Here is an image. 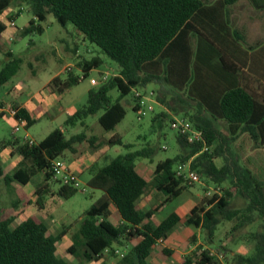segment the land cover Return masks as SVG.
Masks as SVG:
<instances>
[{"label":"trees","instance_id":"1","mask_svg":"<svg viewBox=\"0 0 264 264\" xmlns=\"http://www.w3.org/2000/svg\"><path fill=\"white\" fill-rule=\"evenodd\" d=\"M237 1L217 0L209 6L201 0H0V14L11 3L26 4L33 18L23 28V34H41V22L51 13L60 25L71 23L119 67L117 74L108 76L97 88H90L86 103L43 139L31 144L16 136L0 140V154L4 148L11 147L12 154L22 158L11 174L5 172L0 161V180L26 185L37 171H41L43 179L34 189L38 205L46 194L69 198L77 191L72 185L59 181L57 190L50 187V161L66 158L67 152L74 153L75 144L86 137L84 132L67 136L64 129L76 124L86 126V118L99 113L97 122L100 127L106 132L114 130L126 113L122 98L130 96L134 111L139 105L134 89L161 81L167 89L181 93L184 102L193 107L187 120L190 128L203 132V142H189L185 134L177 131L180 151L156 162L150 179L135 168L136 161L141 158L150 157L152 160L156 149L150 146L128 150L102 164L96 162L88 169L91 175L87 184L103 193L85 211L78 228L71 232L72 243L67 252L78 262L148 264L147 259L158 242L165 240L181 223L199 229L203 242L184 255L178 264H222L207 247L214 243L218 225L223 220H234L232 228L237 229L251 223L256 215L261 221V231L251 234L255 241L253 252L246 256L232 254V257L235 264H264V166L252 165L250 157L244 158L237 148L245 140L256 148L264 145V90L257 93L241 85L222 89L217 84L200 83L201 69L192 48V39L197 32L195 25L205 31L208 26L219 27L220 40L230 36L235 42L227 48L232 50L238 62L241 61L236 41L242 38L230 28V7ZM252 1L258 6L256 0ZM260 7L264 8V5ZM202 15L208 21L205 22ZM8 20L13 21L11 15ZM4 31L5 26L0 22V35ZM3 53L7 59L0 67V103L2 95L13 86L16 80L13 76L22 63V59L11 51ZM102 62L100 56L81 58L76 67L83 77L72 70L66 73V77L56 75L46 84L45 90L62 93L88 77L90 71ZM220 62L232 73L240 68V64L233 63L222 51ZM112 90L117 91L116 97L110 95ZM18 115L26 119L25 129L36 122L25 108L19 107ZM166 117L167 113L161 112L153 117V121L159 119L161 124ZM218 121L225 124L231 140L228 157L224 148L217 145L221 138L215 124ZM114 136L108 139V143L121 144L120 138ZM88 140L93 145L97 138L91 136ZM203 143L207 149H203ZM124 146L130 148L131 145ZM211 146H214L212 150ZM218 156L223 157L221 165L215 162ZM189 159L190 167L212 184L214 190L219 188V193L212 191L203 195L184 218L171 212L152 224L154 212L195 185L176 175L177 165ZM151 188L162 193L164 198L154 208L142 210L138 201ZM202 188L203 191L208 189L206 186ZM236 197L244 199L245 205L231 207L230 202ZM110 204L119 214L117 223L109 219ZM64 234V231L52 233L49 226L36 216H29L11 228L9 219L2 218L0 210V264H70L56 254L58 241ZM196 240V235L192 234L180 246L188 250ZM222 249L225 253L226 248ZM161 252L167 256L172 253L166 247ZM115 258L118 259L113 263Z\"/></svg>","mask_w":264,"mask_h":264},{"label":"rangeland","instance_id":"2","mask_svg":"<svg viewBox=\"0 0 264 264\" xmlns=\"http://www.w3.org/2000/svg\"><path fill=\"white\" fill-rule=\"evenodd\" d=\"M203 1L206 3L212 2V0ZM241 1L246 3V0H238L234 4ZM258 12L264 15L263 11L261 12L259 10ZM10 15L13 18L14 25H10V20H8V16ZM32 18L33 15L25 3H11L0 14V22L5 26V31L0 35V42L3 46V51L0 52V67L7 59L3 53L5 50L11 51L14 56L22 59L19 70L13 76V79H16L13 86L4 94L8 97L7 94L11 93L14 87H19V96H16L17 94H11L8 99H2L1 102L19 107L24 105V108L36 116V122L27 129V132L37 142L43 139L52 129L62 124L69 114L86 103L87 91L90 88H97L99 85V83L92 85L90 78H95L98 81L102 73H107L109 76L117 74L119 67L71 23L62 26L51 13H48L45 20L41 22L43 27L41 34H23V28L27 26L29 20ZM74 46H77V54L73 51L75 50ZM93 56H100L103 60L102 64L92 69L88 77L80 80L64 93L58 95L59 103L56 107L57 113L51 108H47L48 111L46 110L43 113L38 106H51L54 103V96L58 94L57 92L51 93L53 96L50 99V93L48 94L45 90L44 84L54 75L66 77V73L71 70L74 74L80 75L81 70L76 67L77 61L81 58L89 59ZM152 89H157L156 84L152 82L145 87L137 88L143 94V104L146 110V114L140 119L137 118V114L132 108L134 105L132 99L130 96H126L121 100L126 111L125 116L114 130L106 132L100 127L97 122L99 113L88 116L85 122L86 126L76 124L65 129L67 136L79 132H84L86 135L82 142L75 144L76 151L74 153H66L67 157L64 159L67 163L70 165L72 162L79 161L89 169L96 162L102 164L118 154H124L128 150L150 146L156 149L152 160H150V157H145L136 161L137 169L140 163L148 166L145 168V165H140L139 170L141 171L143 167V171L146 173L144 175L145 178L150 179L156 162L167 157H173L180 151V146L176 139L177 129L171 127V121L173 119L178 121L183 120L189 125L187 121L188 114L192 112L189 107L179 108L177 106L179 99L173 96L174 93L170 89H165L164 108L156 101L155 95L148 96V92ZM110 95L116 97L117 91L112 90ZM20 96L22 97L19 98ZM149 106H152V108ZM162 111L167 113L166 119L161 124L159 119H154L153 121V117ZM215 124L221 132V138L218 139L217 145H221L224 148L223 152L228 157L227 149L231 146L229 133L223 122L218 121ZM14 125L13 118L0 116V140L11 138L12 136L20 137L21 139L24 138L26 130L14 132ZM112 135H117L121 140V144L108 143V139ZM91 136L97 138L93 145L88 140ZM126 144H130V148L125 147L124 145ZM213 148L214 146H211L210 149L212 150ZM237 148L244 158L250 157L252 165L258 166L261 164L264 166V151L261 147H253L245 140ZM9 158L10 156L8 154L3 153L1 155V163L8 174H11L20 163L17 162V159L10 161ZM215 162L217 165H221L223 163V157L218 156ZM76 175L80 182V187L77 188L75 194L69 198L46 194L40 201L41 205L36 203L37 199L34 193L36 185L43 179L41 171H37L26 185L17 184L16 181L14 184H11L10 182L12 181H10L7 186V193L3 196L0 195L1 216L2 218L12 217L13 221L9 220V226L13 228L28 215L36 214V217L42 218L45 221L52 233L65 232L63 237L58 241L56 251L58 257L65 259L70 264H100V261L80 263L75 256L67 252V248L72 243L71 232L78 228L81 219L85 216V211L103 193L102 190L91 188L87 184L91 175L89 170L84 169V167L76 169ZM59 185L60 183L58 181L51 179L50 187L52 190H57ZM205 186L211 190L214 189L212 184H208L204 178L200 177V181L196 182L194 186L183 190L177 197L165 203L158 211L154 212L151 223H158L171 212H177L184 218L192 207V202L194 201L195 204L203 197L205 191H203L202 187ZM4 187L5 184L2 180L0 181V189ZM83 188L84 190L82 191L81 189ZM19 195L23 199L22 202L25 201L24 207L20 210H18V206L22 203L21 200L16 201L17 204L13 207L11 204L13 199ZM163 198L162 193L151 188L142 196L138 204L144 207V210H148L154 208ZM244 205L245 200L240 197H236L230 202V206L234 208ZM108 216L114 223L119 221V214L113 204L109 206ZM233 224L234 220H223L218 225L214 243L207 246L210 250L212 249L213 254L218 257L222 264H235L232 254H241L244 256L251 254L255 244L251 234L261 231V221L256 215L251 223L244 224L237 229L232 228ZM192 234L196 235L197 240L191 244V247H188L185 255L190 254L198 244L203 242V234L194 226H185L181 223L176 225L166 238L165 243H158L152 250L151 255L147 259L148 264H178L182 260L181 252L184 251L179 247L180 241L182 239L184 241L188 240ZM163 245L174 246V248L170 247V249L172 248V253L169 256L161 252ZM222 247L226 248L225 253L222 252ZM216 249H219L221 253H218ZM117 259H113L112 262L114 263Z\"/></svg>","mask_w":264,"mask_h":264},{"label":"crops","instance_id":"3","mask_svg":"<svg viewBox=\"0 0 264 264\" xmlns=\"http://www.w3.org/2000/svg\"><path fill=\"white\" fill-rule=\"evenodd\" d=\"M201 1L204 3V5L210 6V5L214 4L217 0H212V2H209V3H206L203 0H201ZM256 4L258 6H256L252 0H246V3L244 1H241L237 4H233L230 7L231 8L230 28H231V30L237 31L238 35L242 38L241 40L236 41V44H237L236 48L238 50L237 52H238V54L241 55V61L240 62H238L237 58L233 56L232 50L227 48V46H232V44H234V42H235L234 40H232V38L230 36H227L225 39L220 40L221 37L219 35L220 34V28L219 27L212 28V26H208V29H206V31H205L202 29V27L200 25H195L197 32L194 33V36L192 39V48H193V52H194V58L197 61L198 66L201 69V75H200V78L198 79L200 81V83H202V84H207V83L217 84L218 86H220L219 88H222V89L227 87V86L241 85L242 87L249 89L250 91L257 92V93H261L264 90V15L263 14L261 15L258 12L259 10H261V12L262 11L264 12V8L260 7V6L264 5V0H256ZM202 17L205 20V22L208 21V19L205 18L203 15H202ZM74 49H75V53L77 54V51H78L77 46H74ZM221 51L223 52L224 55L229 57L233 63L240 64V68L237 72L232 73L231 71L225 69L222 66V63L220 62ZM156 72H158V70H156ZM54 76H56V75H54ZM53 77H51V79ZM51 79H49L47 81V83ZM152 83H155L157 86V89H155V90L152 89L155 92L154 95H155L156 101L165 108V95L164 94H165V89H167V87L161 81H154ZM46 84H44V85L46 86ZM45 86H44V88H45ZM18 88L14 87L12 92L7 94V96L9 97L11 94H17L16 96H19L18 95V92H19ZM54 92H56V91H54ZM54 92H48V94L50 93V96H49L50 99H52V96H53V94H51V93H54ZM64 92H62V93H64ZM62 93H58L57 96H54V103L51 106L45 107V105H42V106L40 105L38 107L41 108L43 113L47 110V108H49V109L51 108L53 111H55V113H57L56 107L59 103V96L58 95L62 94ZM173 93H174L173 96H176L179 99V102H177V106L179 108L189 107V109H191L193 111L192 107L187 105L184 102V96H182L181 93H179V92H177V93L173 92ZM8 97H6V95H4L2 99H8ZM21 97L22 96H20L19 98H21ZM26 102H28V101H26ZM23 106L24 105H22L20 108H24ZM26 110L30 114L31 117H34L37 120L36 116L32 115V113L28 109H26ZM62 124H60L59 126H61ZM64 131H65V129H64ZM26 133L28 134L27 129H26ZM261 149H263V151H264V145L261 146ZM3 153L8 154L10 156V158H9L10 161H12V159L13 160L17 159L18 160L17 162L20 163L22 160L20 155L12 154V148L11 147H6L2 150V152L0 154V161H1V155ZM140 165H142V166L145 165L146 166L145 168H147L148 166L144 163H140L138 166V169L135 167L137 172L139 174H141L143 177H145L144 175L146 173H145V171H143L144 170L143 167L141 168L142 169L141 171L139 170ZM69 167L75 174H76V169H81L84 167V169L88 170V167L79 161L70 163ZM4 169H5V167H4ZM5 172L8 173L6 171V169H5ZM2 180L3 179H1L0 181H2ZM10 183L14 184L15 181H12ZM4 184H5V187L3 189H0V195L1 196L5 195L8 191L7 186L9 183H6L4 181ZM17 184H20V183L17 182ZM20 200H21V202L23 200L21 195L17 196L15 199H13V202L11 203L12 207L17 204L16 201H20ZM26 201H29V200H26ZM24 203H25V201L22 202L18 206V210H20L24 207ZM195 204L193 201L192 207ZM139 207L142 210H144V207H141V206H139ZM186 207H188V206H186ZM190 209H189V211H190ZM11 214H10V216H11ZM177 214L180 216L179 213H177ZM29 216H36V214L28 215L27 217H25V219L28 218ZM6 219L13 221L12 217L6 218ZM40 219L42 221H44L42 218H40ZM18 220H15V221H18ZM165 240H163L162 243H160L161 241H159L158 243L164 244ZM183 241H184V239H182V241H180V242L182 243ZM181 243H180V245H181ZM163 247H166L169 250L172 249V248L170 249V247L174 248L173 245L172 246L163 245ZM179 247H180V249L184 250L183 248H181V246H179ZM186 253H187L186 250L181 252L182 257Z\"/></svg>","mask_w":264,"mask_h":264},{"label":"built area","instance_id":"4","mask_svg":"<svg viewBox=\"0 0 264 264\" xmlns=\"http://www.w3.org/2000/svg\"><path fill=\"white\" fill-rule=\"evenodd\" d=\"M10 25H14V22L10 21ZM79 76L83 77V73L81 72ZM108 76L109 75L107 73H102L100 75L101 78L98 81L95 78H90V83L92 85H96L107 79ZM133 92L136 97H139V102H138L139 105L135 109V112L137 114V118L140 119L143 115L146 114V110L144 109V104H143V94L137 89H134ZM153 95H154V91L150 90L148 92V96H153ZM149 107L152 108V106ZM18 108L19 106H13L4 102L0 103V115L9 116L14 119L15 122L13 128L14 132L20 130H26L25 129L26 119L18 115ZM171 127L176 128L177 131H179L182 134H185L186 139L189 142L204 141L202 130L196 128L191 129L190 126L187 125L183 120L178 121L173 119L171 121ZM23 140L27 141L30 144L35 142L27 133L24 134ZM203 145H204L203 149L208 148L205 145V143H203ZM49 170L51 172L52 180L59 181L61 184L72 185L76 189L80 187V182L78 180L77 175L70 169L69 164L65 159L63 158L52 159L50 161ZM176 175L182 177L185 182L187 181L189 183H196L200 181V176L197 173V171L190 167V159L177 165ZM81 190L83 191L84 188ZM219 190H220L219 188H216L215 190L214 189L211 190L208 188L205 191L204 195H209L212 191L219 193ZM116 252L119 253L118 250H116ZM212 253L213 252L211 251V254Z\"/></svg>","mask_w":264,"mask_h":264}]
</instances>
